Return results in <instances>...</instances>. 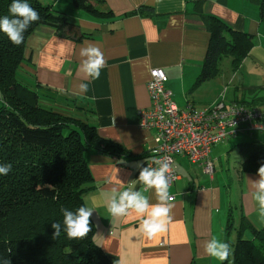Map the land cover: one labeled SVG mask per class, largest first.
Wrapping results in <instances>:
<instances>
[{
	"label": "crops",
	"instance_id": "1",
	"mask_svg": "<svg viewBox=\"0 0 264 264\" xmlns=\"http://www.w3.org/2000/svg\"><path fill=\"white\" fill-rule=\"evenodd\" d=\"M102 1L100 7L110 17L99 19L73 4L65 6L56 0L54 8L64 13L68 25L59 32L43 26L27 38L18 78L38 93L43 107L81 119L93 126L101 138L130 153L128 158L96 151L85 154L93 189L83 200L93 210L94 241L109 261L221 264L205 253L203 245L213 237L225 240L229 214L235 227L231 238L241 218L255 230L264 227L251 194L250 180L259 177L241 174L239 152L242 143H264V130L249 131L244 125L235 138L216 144L218 147L214 145L209 155L214 168L212 177L205 175L199 165L175 157L178 178L169 187L172 219L167 230L153 238L141 230V217L135 213L114 217L107 205L120 191L143 192L139 172L155 142L154 132L141 129L138 123L139 112L151 106L147 91L151 70L164 72L165 86L179 109L187 105L201 108L219 101L249 104L262 114L264 122V23L259 21L258 7L250 0ZM198 2L202 14L247 33L254 45L238 70H232L229 59L230 64L220 67L217 77L193 89L210 41L197 12ZM143 7L151 11L139 12ZM81 34L86 37L76 40ZM88 45L100 48L106 60L100 78L90 83L78 71L79 51ZM80 83H89L87 93L77 94ZM113 188L118 191L113 192ZM143 194L150 203L157 202L154 191ZM242 233L244 239H252L249 230Z\"/></svg>",
	"mask_w": 264,
	"mask_h": 264
},
{
	"label": "trees",
	"instance_id": "2",
	"mask_svg": "<svg viewBox=\"0 0 264 264\" xmlns=\"http://www.w3.org/2000/svg\"><path fill=\"white\" fill-rule=\"evenodd\" d=\"M55 1L27 0L40 19L24 33L21 45H13L0 32V164L12 165L8 175H0V264L5 259L10 264H113L94 241L93 220L90 218L92 230L85 238L69 239L63 230L61 210L75 211L85 206L83 197L93 189L85 160L88 151L115 158H128L129 151L101 138L93 126L81 119L43 107L38 93L18 78L27 38L43 26L59 32L68 25L64 13L54 8ZM71 1L76 9L93 17H110L100 7L102 0ZM250 1L257 5L259 21L264 23V0ZM11 2L0 0V17L9 15ZM200 4L197 3V12L210 41L193 89L217 77L224 59H230L233 71L238 70L254 45L247 33L202 14ZM144 11L151 10L139 9ZM82 37L86 36L81 34L76 40ZM239 152L241 174H257L264 164V143H242ZM54 222L62 225L55 239L51 227ZM245 229L251 232L252 239L243 238ZM233 230L229 214L224 242L229 243L231 254L221 264H264V227L255 230L241 218L231 238Z\"/></svg>",
	"mask_w": 264,
	"mask_h": 264
},
{
	"label": "clouds",
	"instance_id": "3",
	"mask_svg": "<svg viewBox=\"0 0 264 264\" xmlns=\"http://www.w3.org/2000/svg\"><path fill=\"white\" fill-rule=\"evenodd\" d=\"M40 19L39 13L27 2V0H12L9 5V15L0 17V32L4 33L9 41L16 46L24 42V33L31 24ZM81 62L78 71L85 81L98 80L101 70L106 66L104 53L100 48L88 45L79 51ZM89 83H80L77 94L87 93ZM158 167L140 168L138 181L144 186L142 191L124 190L118 196L113 195L107 205V211L114 217H126L135 213L141 217V230L148 238H153L167 230L171 221L172 197L169 195V177L171 167L167 161L157 160ZM139 167V165H137ZM12 170L10 163L0 164V175H8ZM259 179L251 181L252 198L258 206V216L261 224H264V164L257 170ZM117 192V188L112 189ZM154 191L156 203H150L144 192ZM63 230L69 239H83L91 229L90 218L93 210L87 206H80L75 211L63 208ZM54 229L53 239L59 237L62 225L59 222L52 223ZM205 253L219 261H225L231 254L229 243L218 238H211L204 242ZM3 264H10L5 259Z\"/></svg>",
	"mask_w": 264,
	"mask_h": 264
},
{
	"label": "built area",
	"instance_id": "4",
	"mask_svg": "<svg viewBox=\"0 0 264 264\" xmlns=\"http://www.w3.org/2000/svg\"><path fill=\"white\" fill-rule=\"evenodd\" d=\"M166 82L162 70H151L147 83L151 106L139 112L138 126L154 132L155 147L145 167H158L157 160L167 161L171 167L170 185L178 178L175 157L199 165L205 175L212 177L214 168L209 155L214 145L235 138L244 125L249 131L264 130L262 114L244 104L219 101L202 108L187 105L179 109Z\"/></svg>",
	"mask_w": 264,
	"mask_h": 264
},
{
	"label": "rangeland",
	"instance_id": "5",
	"mask_svg": "<svg viewBox=\"0 0 264 264\" xmlns=\"http://www.w3.org/2000/svg\"><path fill=\"white\" fill-rule=\"evenodd\" d=\"M61 4H63V5H65V6H67V5H72V1L71 0H61ZM228 64H230L229 63V59L227 58V59H224L223 61H222V63H221V68H224L225 66H228ZM0 105H1V102H0ZM202 108V107H201ZM226 142H228V141H226ZM226 142H224V141H222V143L220 142V143H218L219 145L220 144H223V143H226ZM215 147V146H214ZM216 147H218V145H216ZM231 168V167H230ZM232 175H233V173H231Z\"/></svg>",
	"mask_w": 264,
	"mask_h": 264
}]
</instances>
